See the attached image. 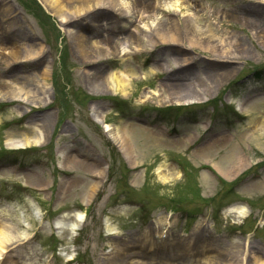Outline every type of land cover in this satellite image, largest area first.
I'll list each match as a JSON object with an SVG mask.
<instances>
[{"label": "rangeland", "instance_id": "374dc122", "mask_svg": "<svg viewBox=\"0 0 264 264\" xmlns=\"http://www.w3.org/2000/svg\"><path fill=\"white\" fill-rule=\"evenodd\" d=\"M41 1L47 10L36 17L24 10L28 0H0V151L9 140L29 142L25 151L4 150L0 163L31 167V176L0 170V223L20 239L13 263L71 264L78 256L75 264H108L125 250L136 264H204V254L167 259L185 250L169 245L183 228L188 237L204 231L217 247L249 244L238 252L244 264L264 260V0H64L63 23ZM185 21L196 33L188 35ZM74 33L87 39L83 52ZM182 83L193 95L175 89ZM94 114L120 129L130 161ZM17 118L31 121L11 123ZM206 164L227 181L243 177L228 193L230 182H217ZM241 200L252 206L243 220L227 211ZM190 210L204 211L208 223L178 212Z\"/></svg>", "mask_w": 264, "mask_h": 264}, {"label": "bare ground", "instance_id": "6f19581e", "mask_svg": "<svg viewBox=\"0 0 264 264\" xmlns=\"http://www.w3.org/2000/svg\"><path fill=\"white\" fill-rule=\"evenodd\" d=\"M46 1H48L50 3V7H53L52 11L54 13H56L57 15H59L62 22H64L65 19L67 18L65 15V13H66L65 12V10H66L65 1L64 0H46ZM109 1L116 3L117 0H109ZM135 2H136V5L138 3L137 6H142V5H146L148 0H136ZM169 23H171V22L169 21L168 23H166V25L169 26ZM185 25H186V29H187L189 36L193 35L198 30L197 26L194 23H192L191 21H185ZM173 28H174V26L171 25L168 28V30L170 31ZM165 30L166 29H165L163 24H159L158 28L156 27V31L158 32V34L160 36H164L163 33H167ZM74 42L77 45V47L81 50V52H83V50L86 48L87 39L84 36L79 35L78 33H74ZM191 43H193L192 40H191ZM112 47L113 48L115 47L118 50L119 44L116 42L115 44H113ZM122 49L124 51V47H122ZM35 52L36 51H33L30 48H28L26 54L27 55H33ZM216 75L217 74H212L210 76L213 77L214 79H217V78H219V76L221 74L218 77H216ZM110 76L112 79H114L116 81V83H119V85H125V83H123V82H125V80H123V82H122L120 79V75H116L115 73H112ZM213 78H209L208 80H213ZM103 83L106 84V82H103ZM90 84L91 85L99 84V80L97 81V80L91 79ZM175 89H177L178 92L184 91V93L186 95H188V94L193 95L192 91L185 89V85H183V83L178 84V87H175ZM94 118H95V120H97L101 124H104L103 123L104 122L103 116H99L98 114H94ZM103 126L105 127V130H107L109 132L108 133L109 137H111V139L114 142H116V144L122 150V153L125 155L126 159L130 161L131 160V154L133 152H132L130 143L127 142V139L124 136H121L120 129L112 126L109 123H106ZM37 131H38V135H36V137L34 138V141L36 143H39V142H42L44 133H43V130L41 128H37ZM124 131L125 130H123V132ZM123 135H124V133H123ZM28 143H29L28 141L26 142V140L24 141L22 139L9 140V142H8L9 146H13V147H17V146L22 147ZM208 148H210V150H211L213 148V145L211 147H208ZM206 149L207 148H205V149H203V151L202 150L201 151L204 152ZM68 156L69 157H65L66 158L65 160L74 161L70 155H68ZM219 172H220V174H222L223 176L228 178L224 172H222V171H219ZM24 174L27 175L29 173L24 172ZM29 176H31V174H29ZM203 179H204L203 183H206V178L203 177ZM65 186H66V183H65ZM62 187H63L62 191L63 192L66 191V187H64V184ZM227 211L236 213L239 218H243L244 216H246L249 213L248 209L244 208L243 206H241L239 204L233 205ZM261 223H264V218L261 219ZM19 240H20L19 235L14 234L11 225L4 223V222L0 223V250H1L0 254L1 253L5 254L2 264H14L11 257H10L11 253L6 252L4 250H6V249L8 250V248H9V251H10L11 248L13 249V247H15L16 244L19 243L18 242ZM190 241L191 240H189L188 242H185L183 244L179 243L181 241H177V242L173 243L172 245L174 247H176V246L177 247H179V246L183 247L185 244H187L188 247L191 246L192 248L189 250H195L197 255L204 254V259H206L204 261V264H213L214 262H217L219 264H237V263H240V259H241V257L238 255V252H240V250H242L241 252H245V250H246L245 243L243 244L242 249H241L239 244H235L236 250L228 249L226 247H217L216 248V246H218V243H216L215 240H213V242H212V238H206L205 235L203 233H200V232L197 233L196 238L191 243H190ZM213 250H215L216 254H214V255L209 254V253H211L210 251H213ZM126 255H128V254H127V252L125 253V250H124L123 254L120 253L119 251H117V253L113 256V258H110L108 260V264H136L133 261H129V257ZM186 255L187 254H185V252H184L183 255H181L180 257L182 259H185ZM120 259H122V260H120ZM247 264H264V260L253 255V256H251L250 261Z\"/></svg>", "mask_w": 264, "mask_h": 264}]
</instances>
